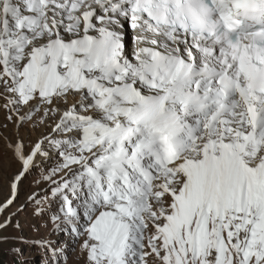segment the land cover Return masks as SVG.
Masks as SVG:
<instances>
[{"label": "snow or ice", "instance_id": "1", "mask_svg": "<svg viewBox=\"0 0 264 264\" xmlns=\"http://www.w3.org/2000/svg\"><path fill=\"white\" fill-rule=\"evenodd\" d=\"M0 101L47 264H264V0H0Z\"/></svg>", "mask_w": 264, "mask_h": 264}, {"label": "rangeland", "instance_id": "2", "mask_svg": "<svg viewBox=\"0 0 264 264\" xmlns=\"http://www.w3.org/2000/svg\"><path fill=\"white\" fill-rule=\"evenodd\" d=\"M2 103L0 101V104ZM7 115V111L0 107V125H8L7 128L0 127V135L4 137V139H0V204L4 203L11 194L9 184L12 176L19 169V164L12 158L11 150L6 147L7 137L12 136L14 139L16 131L14 126L6 120ZM48 131L50 132L51 129H48ZM38 135L39 133H35L33 140ZM54 164V161L41 163L40 167L23 181L14 204L6 209L3 214H0V223H2L7 217L16 213L15 216H12V224L0 229V237L9 238L7 241L0 240V264H47L48 258L45 256L44 251L31 243V241L47 238L52 225L47 214L44 217H36L34 215L35 205L28 198L34 194L37 195L38 199L51 197V188L54 185H51L43 177L48 174V169L53 167ZM59 178V176L54 177L57 180ZM25 203L28 205L27 208L24 211H18ZM17 221L21 225L19 228L16 227ZM45 224L47 227L43 226ZM21 236L27 239L29 243H22L18 239H12ZM74 247V251L71 245L66 250L68 256L66 264H84L79 245L77 244ZM13 249H18L19 251H13Z\"/></svg>", "mask_w": 264, "mask_h": 264}, {"label": "trees", "instance_id": "3", "mask_svg": "<svg viewBox=\"0 0 264 264\" xmlns=\"http://www.w3.org/2000/svg\"><path fill=\"white\" fill-rule=\"evenodd\" d=\"M2 264V263H1Z\"/></svg>", "mask_w": 264, "mask_h": 264}]
</instances>
